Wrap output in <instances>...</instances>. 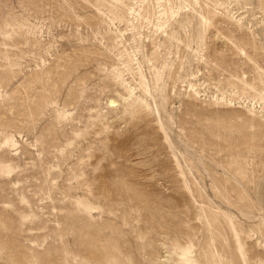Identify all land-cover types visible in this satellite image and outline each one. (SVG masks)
<instances>
[{"label":"rangeland","instance_id":"374dc122","mask_svg":"<svg viewBox=\"0 0 264 264\" xmlns=\"http://www.w3.org/2000/svg\"><path fill=\"white\" fill-rule=\"evenodd\" d=\"M0 264H264V0H0Z\"/></svg>","mask_w":264,"mask_h":264},{"label":"bare ground","instance_id":"6f19581e","mask_svg":"<svg viewBox=\"0 0 264 264\" xmlns=\"http://www.w3.org/2000/svg\"><path fill=\"white\" fill-rule=\"evenodd\" d=\"M114 104V101L113 100H110L109 101V105H113Z\"/></svg>","mask_w":264,"mask_h":264}]
</instances>
